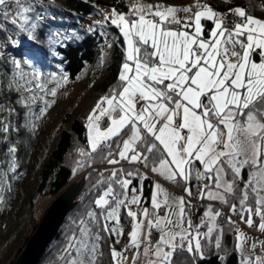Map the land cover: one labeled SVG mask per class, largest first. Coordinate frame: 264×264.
I'll list each match as a JSON object with an SVG mask.
<instances>
[{
	"label": "snow or ice",
	"instance_id": "obj_1",
	"mask_svg": "<svg viewBox=\"0 0 264 264\" xmlns=\"http://www.w3.org/2000/svg\"><path fill=\"white\" fill-rule=\"evenodd\" d=\"M196 8L192 33L171 27L181 25L178 14L191 8L145 5L136 0L130 17L113 9L111 24L120 29L126 42V62L122 64L118 88L104 96L88 118L91 152L108 164L127 161L150 167L152 172L184 187L189 196L192 191L188 184L193 179L209 181L211 187L206 193L203 189L208 185L200 186L201 198L206 195L208 200L228 205L242 222L264 233V20L242 7L228 14L198 2ZM33 11L28 0H0V32L11 24L30 33L37 27L29 15ZM202 18L213 23L211 39L204 38ZM189 26L184 23L182 28ZM5 39L18 46V41ZM15 67L20 69V62ZM40 75L34 71L25 81L22 74L24 83H18L16 91L32 93L35 82L36 88L55 97L54 88L46 89L39 82ZM19 102L28 107L25 100ZM44 105V111L51 106L47 100ZM104 117L110 123L101 130L99 121ZM10 151L14 153L16 149ZM81 155L89 154L81 150ZM120 174H125V169L113 170L110 181H98L107 184L94 200L102 211L87 213L90 221L109 236H122L123 228L102 223L100 215L103 221L119 225L120 211L127 208L126 215L136 221L129 234V248L117 250L109 246L111 264H125L129 249L137 250L133 264H180L184 252L196 264L198 258H205L202 239L211 242L213 233L217 234L215 248L221 249L223 230L216 224L220 212L209 207L204 213L206 219L194 227L191 218H186L184 198L170 197L157 183L152 211L143 208L138 213L129 208V203L139 204L140 198L127 202L126 193L112 186L127 189L132 183L120 179ZM136 174L126 172L127 176ZM229 195L238 200L239 208L229 203ZM162 208L165 215L160 214ZM253 216L259 217L258 223ZM227 219L235 225L230 216ZM206 224L210 226L201 233L199 229ZM80 225L79 238L73 235L67 246L66 264H98L99 244L88 241H99L101 237L84 220ZM236 231L240 264H264V256L256 254L257 243L264 245V241L253 242L246 253L248 237L239 228Z\"/></svg>",
	"mask_w": 264,
	"mask_h": 264
},
{
	"label": "trees",
	"instance_id": "obj_2",
	"mask_svg": "<svg viewBox=\"0 0 264 264\" xmlns=\"http://www.w3.org/2000/svg\"><path fill=\"white\" fill-rule=\"evenodd\" d=\"M148 1V0H147ZM154 5H162L166 7L170 6H183L190 5L189 8L192 12L197 10V2L200 5H209L215 11L221 14H228L230 10H234L236 7L245 8L246 11L256 18L264 20V0H149ZM37 2V3H36ZM128 2H136V0H31L29 4L34 6V11L29 13L30 17L37 24L35 29H32L30 33L21 32L11 24L7 25L5 32H0V41L4 42L6 49L3 55L0 57L1 65V84L5 87L7 85V78H9L12 68L15 66L14 61L23 63L27 60L30 66L23 67L28 71L27 74L39 72V82L42 83L46 89H55L56 93L61 94V78H69L71 83L79 82V80L85 78L90 72L95 71L94 79H92V88L90 89L91 98L87 102L85 107L94 105L98 100L104 96H110L114 89L118 88L120 81L118 79L120 72L122 71V64L126 62L124 46V38L120 35V29L115 25H112L109 20L101 21L103 13L101 11V5L114 8L120 14H124L128 11ZM95 22H94V21ZM88 22H94L92 26ZM205 24V39H210L209 30L213 28L211 21L203 20ZM110 33L115 40L112 43L111 49L107 51L105 46L108 42L106 33ZM6 37L12 41H18V46L9 44L6 41ZM34 37V38H32ZM108 52V53H107ZM108 55V61L105 60V55ZM26 58V60H25ZM105 60V61H104ZM32 95L37 96L38 100L35 102L26 100V95L14 94L13 92L7 93L3 90L0 92V111L6 115V126L8 128L7 133L0 130V164L6 166L10 158L19 157L21 152L24 151V147L27 143H31L32 139L25 137V131L29 129V125L32 123L38 127L39 121L43 123L48 117L49 110L51 111L55 105L57 97L51 96L50 92L47 94L40 91L35 87L33 83ZM84 99V97L82 98ZM20 100H25L28 107H25ZM47 100L50 107L46 111L44 101ZM11 110V111H10ZM76 114L75 116L70 113H66L60 119V123L54 130L53 146H50L44 150L42 160L40 161L39 170L36 172L34 179L35 192L34 195H41L47 193L49 195L57 196L64 191H67L70 185L76 178L83 176L86 177L84 183V190H82L75 210L67 216V220L60 229L54 242L45 251V255L40 261V264H65L64 257L66 256L67 246L72 243L71 237L76 235L79 238L80 221L84 220L88 226L92 229L93 233H97L101 239L94 241L91 239L89 242L99 244V253L97 256L98 264H111L110 257V245L114 246L117 250L124 249L126 243L130 240L129 234L133 230V219L126 215L127 208H122L120 211V223L115 224L114 221H103V216L100 215L99 219L102 223H108L111 227H122L123 235L109 236L105 232L101 231L100 226H97L95 222L90 221L87 216L88 212L96 211L98 214L102 210L97 209L94 200L98 199L102 195L103 191L107 188V184H98L96 178L97 172L95 168L104 167L107 163L106 160L99 158L97 162L87 161L83 166L79 163L73 164L76 159L75 152L83 148H90L89 134L87 132L88 124H86V117ZM7 123H9L7 125ZM5 125L3 127H5ZM28 127V128H27ZM23 129V130H22ZM31 136V133H28ZM33 137H35L33 135ZM115 139V138H114ZM29 140V142H28ZM15 148L13 153L11 148ZM107 150V149H106ZM105 150V153L107 152ZM115 151V147L113 148ZM28 163L30 160L31 152H26ZM78 153V152H77ZM76 153V154H77ZM30 157V158H29ZM118 158V157H116ZM92 160V159H91ZM90 160V161H91ZM18 166L17 161L15 162ZM15 164V165H16ZM24 164V166H26ZM105 164V165H104ZM125 174L121 179H129L132 183L127 189H121L118 184H113V188L119 193H126L128 201L136 195L140 196V203H129V208L133 211L142 212L143 208H148L150 212L151 198L153 197V187H155L153 180L150 177L151 168L133 167L134 164H130L127 161H123ZM137 166V165H136ZM21 168V167H20ZM90 168H93L89 171ZM116 170V169H115ZM119 170V169H117ZM127 171L138 172L133 176H127ZM22 172H25L23 170ZM244 172H248L245 169ZM32 178V176H31ZM95 178V179H94ZM247 176H245V180ZM106 181V179H105ZM19 182V181H18ZM22 182V180H21ZM205 181H196L193 179L188 187L191 188L192 195L198 193L200 186ZM174 187L181 193H185L184 187L178 186L170 181ZM184 183V182H181ZM241 185L243 183L241 182ZM16 186V184H15ZM14 187V185H13ZM135 189V191H133ZM237 197L239 193L237 192ZM231 197V198H230ZM34 202V201H33ZM29 203L30 215L33 214L32 205ZM187 203V201H186ZM229 203H236L239 208L238 200L229 196ZM186 212H190L191 204L187 203ZM229 209L228 205L223 204ZM250 206L251 202H250ZM27 214L26 208L23 210ZM163 212V210H162ZM160 211V214L162 213ZM162 215V214H161ZM247 216V214H246ZM23 220L17 228H21L24 224L25 228H29L28 232H31L32 237L37 231V224L40 222L37 219L30 222L27 216H22ZM29 218V217H28ZM26 222V223H25ZM219 229L223 230L221 237V249L215 248L216 233H213V239L211 242H206L202 239L204 247V259H197L196 264H240V255L236 247V237L238 235L235 225L229 224L228 219H219ZM36 227V228H34ZM202 233H205V227H202ZM201 229V230H202ZM14 237V236H13ZM13 237L6 241L8 247V254H11L9 262L6 264H14L18 258L23 254V250L28 245V235L22 236L17 242V245L13 246ZM16 238V237H15ZM119 240V243H115ZM3 246L0 249V256L6 251V247ZM13 246V248H11ZM5 247V248H4ZM180 264H192L191 257L186 252L183 253Z\"/></svg>",
	"mask_w": 264,
	"mask_h": 264
},
{
	"label": "rangeland",
	"instance_id": "obj_3",
	"mask_svg": "<svg viewBox=\"0 0 264 264\" xmlns=\"http://www.w3.org/2000/svg\"><path fill=\"white\" fill-rule=\"evenodd\" d=\"M28 1H31V0H28ZM140 2L145 4V5H149V4L154 5L149 0L148 1L147 0H140ZM135 3L136 2H128L127 5L129 6V9L126 13H124V15H126V17L132 16V7ZM170 7H176L177 9H184V8H189L190 5L183 6L182 4H180V6H178V7L177 6H170ZM113 9L114 8H112V7H108V5L107 6L101 5V11L103 13L104 19L99 18V22L105 21L106 16L109 18L108 19L109 22H111ZM132 18H135V17H132ZM178 19L181 21V25H172L171 27H173L174 29L180 28L181 30L189 31L190 33L194 32V23H192V21L194 20V12H192V11L180 12L178 14ZM203 20H206V19L202 18V21H201L203 27L205 28L206 25L203 24ZM94 22H91V23L88 22V24L90 26L94 27L92 25ZM184 23H189L190 26L186 29L182 28V25ZM226 26L231 27V25H227V24H226ZM120 35L123 38V35L121 32H120ZM106 38L108 39V42L105 46V49H107V51H109L111 49L112 43L115 40V38H113L109 32L106 33ZM5 46L6 45L4 44V42L0 41V53H2V55L4 54L5 49H6ZM124 46H125V48H127L125 41H124ZM107 53L104 54L106 61H108L107 60L108 59ZM0 57H1V55H0ZM125 59H126V51H125ZM25 60H26V58H25ZM16 62L17 61L15 60L14 63L16 64ZM26 65H27V67L30 66L29 61H27V60L23 63V65L21 64L20 69H17L15 66L12 68V72H11L9 78H7V85L4 87L0 81V92H2L3 90L6 92V90H7V93L13 92L14 94L17 93L19 95L25 94L26 95L25 99L32 101V96H33L32 93H29L27 91H16L17 84L18 83H24V81H21V79H20L22 74L25 77V81L31 77V74H27L28 71L27 70L25 71L23 68V67H26ZM0 68H1V65H0ZM94 73H95V71H93L92 73L90 72L85 78L79 80V82H76V83H71L69 81V78L65 79V76L62 77L61 82H60L62 84L61 94L57 93V95L55 96L58 98V100L55 101V105L57 104V107H53L51 111L49 110V113L47 114L48 117L45 119V121H43V123H42V121H41V123L39 121L38 127H36L33 123L31 125H29V129L25 131V137H27V139H32V138H34V139L32 140L31 143L28 140L29 143L26 144V146L24 147V151L21 152V155H19V157H17V158H14V156H12L10 158L9 162L6 164V166L4 165V163L0 164V249H2L3 246L6 245V241L8 240V238L10 239L13 236H14L13 237V246L18 244L17 242L22 238V236L28 235L27 238H29L30 235H32L31 232H28L29 228H25L24 224L21 228H17L18 225H20L21 221L23 220L22 216L26 215L28 221H30V222L31 221L33 222L35 219H37V221L40 222L36 226V227H38L43 222L42 221L43 217L48 212L49 208L53 205V202H57L58 198L63 194V192H66L63 190V192L57 196H54V195L52 196V195H49L47 193H44V194L42 193L41 195L40 194L34 195V192L36 190L35 189L36 179H34V177H35L36 172L39 170L40 161L43 159L42 156H43L44 150H46L47 148L49 150L50 146L51 147L53 146L52 141L55 138L54 130L59 125V123L61 121L60 119L63 117L64 114L71 112V114H73L75 116L76 114L81 113L83 115L82 117H84V116L86 117V124L89 123V121H88L89 116L92 114V112L94 110H96V105L102 98L100 100H98L97 103L95 102L94 105L90 104V106L85 107L82 111L79 110V108L81 107V109H82L84 106H86L87 102L91 98L90 97L91 96L90 89L92 88V84H94L92 82V79H94L93 78ZM1 76L2 75H1V70H0V78H1ZM9 85H11V87H9ZM35 97H36V100H38L39 95H37ZM83 97H84V99H82ZM104 106L106 107V105H104ZM97 115H99V112H97ZM6 118H7L6 115H4V113L2 111H0V130L3 131L4 133H7V131H8V130L5 131V127H3L6 124V122H5ZM99 123H100L101 130H106V127L109 125L110 121H108L107 117H104V118H101ZM8 124L9 123H7V125ZM9 127L10 126H8V128ZM29 132L31 133V136H29V134H28ZM87 132H88L89 137H90L91 133H90L89 127H87ZM33 135L35 137H33ZM89 137H88V139H89ZM89 145H90V148H88V149L82 148L81 149L85 153H88L89 155H81V150L80 151H79V149L76 150L75 155H74L76 157V159L73 161L74 165L76 163H79V165L83 166V164H85L87 161H89V163H90V162H93V160L95 162H97L99 160L100 157L97 155V153L91 152L90 142H89ZM28 151H30L32 154L30 156L31 158L29 157L30 160L28 161V163L25 164L27 161V158H26L27 153L26 152H28ZM16 161L18 163V166L15 163ZM24 164L26 166H24ZM130 164H132V163H130ZM123 167H124V164H123V161H121L119 164H115V165L106 164L104 167L95 168V171L97 172V176H98L96 178L97 183H98V181L105 180V179H106V181H110L111 178H110L109 174L113 170L121 169ZM133 167H135V168L138 167L139 169H142L141 168L142 165H140V164H134ZM91 169H93V168H90L89 171ZM23 170H25V172H22ZM101 174H103V175H101ZM31 176H32V178H31ZM123 177H124L123 174L119 175L120 179ZM150 177L153 180L154 184L156 185L157 183H159L161 185V187L164 188L170 194V197H176V198L183 197L184 200L186 201L185 195H187V193L186 192L181 193L180 191H178L174 187V185H172L170 183V181L166 180L163 176L159 175L158 173H155V174L150 173ZM228 178L230 179L231 177L229 176ZM83 179H84V177L83 178L82 177L76 178V180H74L73 183H78ZM85 179H86V177H85ZM21 180H22V182H21ZM207 183H209L208 187L206 189H203V191L205 193L211 187V182L208 181ZM15 184H16V186H15ZM13 185H14V187H13ZM242 186L243 185H241V187ZM155 192H156V189H155V187H153V192H152L153 196H154ZM198 192H201V187L198 190ZM136 197L141 198L138 195H136ZM152 198H151V200H152ZM202 199H203L202 200L203 204L201 203L200 208H199L202 215H204V213L207 211V209L209 207H211L214 212L218 211L221 213V215L219 217H217V219H216L217 227L219 226V223H218L219 219L223 218V214H222L223 212H221L222 208L226 209L229 212V214L227 216H225L223 219H226L229 216L232 217L233 213L226 206H224L223 203H221L220 201L208 200L206 198V195ZM228 199H229V197H228ZM32 202H33V205H32L33 214L30 215L31 212L28 209H29V203L31 204ZM187 203L185 204L186 218L190 217L192 222H193V226L195 227L200 222H199V219L197 217L195 220V217H193V214L191 212H189V210H188V213L186 212V207L188 206ZM134 206L137 207V205H134ZM24 208H26L27 214H24L25 213L23 211ZM162 210H163V212H162ZM149 212H150V210H149ZM161 212H162L161 213L162 215L166 214V212L163 208L161 209ZM203 218L206 219L205 216H203ZM245 218H247V216ZM252 218L257 223L259 222V217L253 216ZM140 219L143 220L142 215H141ZM135 223H136V221L133 220V225H132L133 228H134ZM208 226H210V225L206 224L203 226V227H205V231H207ZM236 226H237V228H239V230L243 231L246 234V236L248 237V240L246 241V243L244 245V249H245L246 253L249 249V246L253 242L264 241V233H261L259 231L258 227L253 226L251 229H249V226L247 224H245L244 222L242 225L239 224ZM36 227H34V228H36ZM201 229H202V227L199 229L200 232L202 233L203 229L202 230ZM153 231L155 233V230H153ZM90 241H91V239H89L88 243ZM10 245L11 244H9V246ZM129 245H130V240L126 243L124 249L129 248ZM9 246L8 245H7V247L5 246L7 249L3 253V256H0V264H6L7 262H9L10 258L12 257L11 254H8V252H10V251H8ZM13 246L11 248H13ZM153 246H155V240H153ZM184 247H185V249L187 248L186 243H185ZM124 249H122V250H124ZM118 250H120V249H118ZM136 251H137L136 249H129V252L127 251L128 255H127V260L125 261V264H133ZM256 254L264 256V245L257 243ZM66 256H67V254H66ZM64 262L66 264L65 259H64Z\"/></svg>",
	"mask_w": 264,
	"mask_h": 264
},
{
	"label": "water",
	"instance_id": "obj_4",
	"mask_svg": "<svg viewBox=\"0 0 264 264\" xmlns=\"http://www.w3.org/2000/svg\"><path fill=\"white\" fill-rule=\"evenodd\" d=\"M83 177V180L73 183L66 192H63L57 202H53L43 217V222L38 226L37 232L28 240L29 243L24 248L23 254L14 264H40L45 251L60 233L67 216L75 210L79 196L84 190L85 176Z\"/></svg>",
	"mask_w": 264,
	"mask_h": 264
},
{
	"label": "built area",
	"instance_id": "obj_5",
	"mask_svg": "<svg viewBox=\"0 0 264 264\" xmlns=\"http://www.w3.org/2000/svg\"><path fill=\"white\" fill-rule=\"evenodd\" d=\"M207 182L208 181L204 182V184H202V185H209V183H207ZM206 188H204V189H206ZM185 199H186V201L189 204H191L190 212L193 214V217H195V220H196V217L199 219V222L202 219H204L203 218L204 215H202V213L200 212V209H199L201 203L203 204V202H202L203 199L201 198V192H198L197 194L191 195V196L185 195ZM221 212H223L222 213L223 214V218L229 214V212L226 209H223V208L221 209ZM231 219L236 222V225H239V224L242 225L243 224V222L241 221L240 217L237 216V215L232 214ZM251 228L252 227H249V229H251ZM154 235H155V233H154ZM128 252H126V256L128 255Z\"/></svg>",
	"mask_w": 264,
	"mask_h": 264
}]
</instances>
